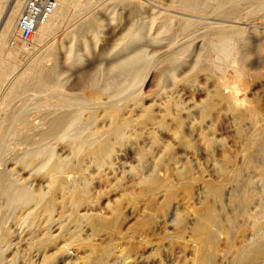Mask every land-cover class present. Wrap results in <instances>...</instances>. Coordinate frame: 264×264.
<instances>
[{"label":"bare ground","instance_id":"6f19581e","mask_svg":"<svg viewBox=\"0 0 264 264\" xmlns=\"http://www.w3.org/2000/svg\"><path fill=\"white\" fill-rule=\"evenodd\" d=\"M23 1L0 0V18L4 15L0 43L18 35L16 19ZM173 1V6L183 15H207L230 25L211 23L205 27L200 19L154 11L149 23L139 19L140 23L124 32L121 42L107 52L108 58L89 64L85 39L88 35L98 38L99 25L93 16L79 23H75L74 18L82 12L87 14L90 0H55L54 11L39 25L31 43L23 44V50L28 46L37 55L20 74L12 77L7 72L9 65L1 52L9 57L10 54L0 45V80L12 77L0 92V264H52L58 257L63 264H109L118 248L113 244V237L122 236L123 202L133 205L141 197L150 199L164 191L163 201L153 205L151 213H138L140 218L134 231L143 236L140 241L147 245L151 238H147L145 232L149 224L152 225L151 214H165L176 190L189 194L199 180L210 199L202 202L200 212H193L196 221L191 230L196 247L191 264H215L216 234L223 231L216 203L233 183L239 187L236 197L243 199L238 201V207L236 203L234 206L252 218L251 222L247 220L252 234L250 238L247 236L246 246L234 250L229 264H256L258 258L264 257V222L261 221L264 204L259 206V211L249 212L250 205L255 202L259 205L264 197V119L258 106L246 98V91L251 87V71L256 64L261 65L258 62H264V37L257 44L248 45L253 32L247 27V21L264 7V0ZM62 23H71L70 29L66 27L61 31L59 43L52 42V36L59 32ZM204 27L210 30L201 33ZM196 33L202 36V42L196 45L195 51H191V47L189 50V43L171 44ZM86 64L90 66L85 67ZM10 67L13 73L16 67ZM201 72L211 80L212 88L205 89V97L193 105L195 110H192L189 105L187 108L182 105L179 89L183 86L186 92L193 94ZM149 75L150 84L154 83L157 90L152 88L156 92L149 95L151 102L146 104V90L143 92L142 86ZM16 99L21 103L19 107L13 106ZM32 100L35 103L28 106ZM32 106L36 110L27 111ZM220 111L236 126L233 135L241 141L236 150H220L219 157L218 153H213L217 143L213 145L216 140L209 131L214 129L210 125L206 131L203 123L207 118L219 117ZM193 131L197 133L196 138L192 136ZM202 151L208 155L211 165L201 161ZM208 167L216 174L214 179L205 180L196 175L199 174L196 172L205 174ZM117 169H121L118 177L115 176ZM21 171L28 175L23 176ZM110 173L115 176L114 182L109 180ZM38 179L42 182L37 184ZM124 181L134 186L132 191H123L114 205H108V215L93 212L92 207L101 197L96 185L103 187L107 183L110 187H120ZM256 191L261 192L257 201ZM229 198L232 197L229 195ZM82 207L87 211L82 213ZM176 214L173 222L177 226L184 217ZM54 226L59 230L57 236L52 234ZM85 227L88 232L83 237L81 231ZM246 228L242 226L240 230L244 232ZM100 233L106 234L108 241L92 244L90 238ZM127 244L117 249L126 252L121 260L123 264L138 245ZM71 247L87 250L70 261L67 253ZM144 259L146 256L141 260Z\"/></svg>","mask_w":264,"mask_h":264},{"label":"rangeland","instance_id":"374dc122","mask_svg":"<svg viewBox=\"0 0 264 264\" xmlns=\"http://www.w3.org/2000/svg\"><path fill=\"white\" fill-rule=\"evenodd\" d=\"M106 1H108V0H90V3L88 4V6L86 8V11H88L87 14H86V12H84V13L82 12V13H79L74 18V22L76 21V22L79 23L80 21H83L84 19L93 16V17H96V20H97L96 23L99 25L98 33H97L98 38H92L91 35H88L86 37V39H85L86 40L85 56L88 59V62L90 61L89 64L93 63L94 61H97V60L99 61V60H103V59L108 58L109 55L107 56V52L112 47H114L116 45V43L121 42V38H122V35L124 34V32L127 29H129L134 24H137V23H140V22L149 23L151 21V16L150 15H152V13H154V11H161V12H163L165 14H170V15H174V16L182 15V17H184V18H188V19H192V20H199L200 19V21L204 22V24L202 26H205V27H207L211 23H217L220 26L230 25L225 20H217V19H214L213 17L207 16V15L206 16L205 15H198V14L189 15L187 13L186 14L184 13L185 15H183V13H181V11H179L177 8H175L173 6L174 5V1L173 0H128L130 2L127 3V4H126L125 0H118V2H117V0H114L115 2L113 0L112 1L109 0L110 3L109 2L107 3ZM122 2H123V4H122ZM96 3H97V5H96ZM78 7H80V5ZM120 7H121V9H120ZM127 9H128V11H127ZM159 9H161V10H159ZM139 10L140 11L142 10V11L140 12ZM134 13H136V14H134ZM82 14H84V15H82ZM147 15H148V19H146ZM195 15L198 16V19H197V17ZM3 16L4 15H2V17L0 18V27H1V24H2V21H3ZM136 16H137V18H136ZM261 16H263V17H261ZM118 17H120V20H119ZM144 17H146V18H144ZM263 18H264V7L263 8H259L257 13L251 15V17L249 18L251 20L248 19V21H247L248 23L247 24H249V25H247V27L249 28V30H251L253 32V33H251V38H249V41L247 42L248 45L252 46L254 44H257L264 37V19ZM139 19L142 20V21H140ZM206 19H208V20H206ZM211 19H212V21H210ZM148 20H149V22H148ZM138 21H140V22H138ZM259 22L261 24H259ZM60 25H59V29H60L59 32H56L52 36V42L59 43L60 42V38L62 37V32L61 31L65 30L66 27H67L66 30L70 29L69 27L71 26V23H66V24L62 23ZM205 27L200 30L201 33L206 29ZM206 30H210V28L208 27ZM119 33H120V35H119ZM196 35H198V36H196ZM252 35H253V37H252ZM163 37H166V36L163 35ZM11 39H15V45L14 46H10V40ZM117 39H119V40H117ZM116 40H117V42H116ZM189 40H191V41L193 40L194 42L192 41L193 42L192 43ZM254 41H255V43H254ZM165 42H166V39H165ZM201 42H202V36H200L198 33H196L193 36L188 37L187 39L177 40V41L174 40V41H172L171 44H172V46H180V45H183L185 43H189L191 45V46L189 45V50H190V47H191V51H195V49L197 48V46L200 45ZM89 44H90V46H89ZM0 45L4 48V52L6 51V52H8L10 54V57H9L8 55H6L3 52H1V54H2L1 57L4 59V62L7 65H9V69H8L7 72L9 74L11 73L12 77H13V75L20 74L27 67V64L29 63V61L31 62V60L33 58H35V56L37 55L36 52H34V54H33L32 50L28 49L29 48L28 46L24 48L25 51L23 50V48H22L23 44L18 40L17 33L12 38L8 39V41L7 40L6 41H4V40L1 41ZM26 48H27V50H26ZM94 51H96L97 53L94 52ZM31 53H32V55H31ZM258 63H260L262 65V67H261V65L256 64L254 69L251 71L252 75H253L250 78V86L251 87H249L248 88L249 90L247 89L248 91H246V98L250 102H252V104H256L258 106V109L260 111V115H262L261 117L264 119V66H263L264 62L263 63L258 62ZM89 64H86L85 67L90 66ZM10 66L16 67L14 69L15 71L13 73L10 71V69H11ZM198 75L199 76L197 77V80L199 81V83H197L198 81H196V85L195 86H197V87H195V91H197L199 89L202 92L203 89L204 90L206 88H207L206 90L211 89L212 88V86H211L212 84L210 83L211 80L207 79V76L205 75V73L201 72ZM201 75H203V76H201ZM11 76L9 77V80L12 78ZM150 78L152 79L151 75H149L148 78H146V81H145L146 84L144 83V85L142 86L143 87L142 91L143 92L145 90L147 91V93H146V91L144 92V94L147 95V98L144 100L145 103L147 102L146 104L151 102V97L149 95L153 94V92H156L155 90H157V88L155 87L154 83L150 84V82H149V81H151ZM9 80L7 79L5 81L4 78L2 77V79L0 80V81H2L1 82L2 88H0V92L2 91V89H3L4 85L6 84V82H8ZM182 85H184V84L182 83ZM149 86H151V87H149ZM180 87H181V84H180L179 88ZM152 88L155 89V90H153ZM149 89L150 90L152 89L151 90L152 92H150ZM186 90H187V88H185L183 86L179 89V93H180V95H182L180 97V101L182 102V105L185 104L184 106L186 108L189 105L188 108L191 107L192 110H195L193 108V105L198 104L205 97L206 90L204 92H202V93L199 92V90L197 92L194 91L193 94H191L192 92H186ZM194 93H196V94L194 95ZM186 94H187V96H185ZM183 95H184V97H183ZM192 95H194V96H192ZM188 96H190V97H188ZM149 98H150V100H149ZM156 100L158 102V101H160V98H156ZM34 103H35V101L32 100L30 102V104H28V106L29 105H33ZM20 104H21L20 101L17 100V99L13 102V106H16V107H19ZM28 110L29 111H33V110H36V109H35L34 106H32V107L28 108L27 111ZM220 112L223 114V116H221L222 114H220L219 117H213V119L212 118H207L205 120V122H204L206 125L203 123V128H205L206 131H208V128L210 127V125H212L210 128L214 129V130H209V131H211L213 133V136H212L213 140L214 139L216 140V141L214 140L215 142H214L213 145H215V143H217L215 145L216 148L215 147H214L215 149L213 148V151H214L213 153L214 154H216L218 152L220 153V150H222L223 148H225V150L229 149L230 151L236 150V148H238L237 145L240 146V142L239 141H241V139H238V138L235 139V137L233 135V131H235V129H234L235 125H232L230 122H228L229 119L225 115L224 111H220ZM216 118H218V119H216ZM219 118H222V119H220L221 122L219 121L221 124H219V122H218ZM214 120L215 121L217 120V121L215 122ZM223 121L225 123H223ZM194 122H196V121H194ZM215 124L218 125L219 128ZM247 125H245V127H247ZM186 128H187V126H186ZM214 132H216V133L214 134ZM195 135L197 137V133L195 131H193L192 132V136L195 137ZM236 142H238V143L236 144ZM218 143H220V145ZM221 145H222V147H221ZM231 146H232V148H231ZM233 148H235V149H233ZM203 152L204 151H202V153H201V155H203V156H201V161H203L205 164H207V163H209V161H207L208 155L206 154V152H204V153ZM219 153L216 154V155L219 156ZM187 155L191 156V159H195V158H192L193 155H191V153L190 154L188 153ZM122 159L125 160V158H122ZM206 161H207V163H206ZM210 161L213 162L212 160H210ZM132 164H135V161H134V163L132 161ZM209 164L211 165L212 163H209ZM7 165L9 167L11 166L10 163H8ZM210 168H212V166H210ZM210 168L208 167L207 171H204L205 174H202L201 172H196V173H199V174H196V173L195 174L196 175H200L202 177V179H205V180L206 179H210V178L214 179L216 177L215 176L216 174L214 173V171H213V173H214L213 174L212 171H211L213 168L212 169H210ZM208 170H209V172H208ZM21 173L23 174V176L28 175L26 171H21ZM120 175H121V169H117L115 176L118 177ZM108 176H109V178H110L109 180L111 182L115 181V179H114L115 176L113 174L110 173V175H108ZM41 182H42V180H40V179L36 180L37 184L41 183ZM43 184L45 185V183H43ZM125 185H126V187H125ZM232 185H234V183L231 184V185H228V187H226V189H225V191H226L225 195H227L228 197H225V195H224L223 199L220 202L216 203V210H217V212L219 214V219H220V223H222L221 225L223 227V231H222L221 234H220V232H217V234H216V244L217 245H216V252H215V257H214V263L215 264H229L231 256L235 253L234 250L236 251L237 249L246 246L248 244V243L245 242V241H248V240H246L248 238L247 236H249V238H250L251 234H252V231L250 232V230H252V228H251L250 223H249V222H251L252 218H250V216H248L247 214H244V212L238 210V208H237L238 205H239L238 201L240 202L243 199H240L239 196L236 197L237 196L236 195L237 191H239L238 185L237 186L234 185L235 188H233ZM104 186H106L105 187L106 189L104 188ZM193 186H192L189 194L187 192H185L184 190H182V189L176 190V192H178L179 194L175 192V196L172 199L173 202L171 201L170 206L167 208L168 211L166 210L165 214H163V213H160V214L159 213H157V214L152 213L151 214V218L152 219H151L150 223H152V225L149 224V226L147 228L148 230L146 229L145 234H146L147 238L149 237L152 240L149 239L151 242L149 244H147V245L146 244L143 245V243L141 242V241H143L142 240L143 236H141L140 233H136L134 231L135 225H136L137 221L139 220L140 215H142L143 211H145L146 213H148V212L151 213L152 210L150 208H153V205H158L160 202L163 201L164 191H160L155 196H150V199L149 198L146 199L147 196L141 197L137 201H135L133 205H131L130 203L128 204V203L123 202L124 204H123L122 212H123V217L124 218H123V220L121 222L122 236L121 235L117 236V238H116V236L113 237V244L118 246V248H117L118 250H120L123 247H127L128 246L127 243H129V245L130 244L132 245L133 243L135 245H136V243L139 245V243L141 242L142 244L140 243V245H143V246H140V245L138 246L137 245L138 246L137 247V246H135L133 244L135 246V249H134L135 251L133 250V251H131L129 253V258L126 259L127 261L125 260V264H129V263L130 264H178L177 262H179V264H191V260H192L191 257H193L194 250H195V247H196L195 243L193 242L192 230H191L192 225L196 221V216L193 214V212H197L198 210H199L198 212H200L201 209H202L201 206L203 207V203L202 202L206 201L207 199H210V197H207L205 192H203L205 190L203 188L204 184H203L202 180L197 181L196 183L193 184ZM109 187L110 186H108L107 183H104L103 187H102V185H99V187H98V185H96V191L97 190H98V192L100 191L101 197H100L97 205L95 207H92L93 212H102V213H107V215H108L109 214L108 212L110 210L108 205H114L115 202L118 201L121 198L122 193H124V192L125 193H129L130 191H132L131 189L134 188V186L132 187V185H130V183H128V182L126 183L125 181L120 187H110V188ZM123 187H125V188H123ZM101 188H102V190H101ZM228 188L231 189L232 191L229 190ZM121 189H123V190H121ZM203 194H205V195H203ZM233 194H235V195H233ZM260 194H261V192H259V193L257 192L256 193V196H255V198H257V199H255L256 201L259 200V196H261ZM229 195L232 198H229ZM250 195H252V193H250ZM199 197L201 199H199ZM233 197H234L235 201L237 199V202H234ZM224 199L225 200L228 199V201H225ZM232 199H233V201H231ZM263 200H264V197L260 199V204L259 205H257L258 204L257 202H255L256 204L254 203V204L250 205L249 212L250 213H255V211H259V209H260L259 206L264 204ZM100 203H101V206H100ZM224 203H226V204L224 205ZM232 203H234V204H232ZM235 203L237 204L236 205L237 207L234 206ZM220 206H221V208H220ZM228 206H229V208H228ZM97 207H98V210H97ZM103 207H105V208H103ZM234 207H236V208H234ZM144 208H145V210H144ZM175 208H177L178 212L176 211ZM188 208H189V210H187ZM193 208H195V209H193ZM85 209H87V208L86 207H82L80 210H81L82 213H84L85 211H87ZM88 209L90 211H92L90 208H88ZM235 209L237 211H239V213L237 211H235ZM253 209H255V210L253 211ZM103 211H105V212H103ZM175 213H177L179 215L181 214L184 217V219L182 220V222L180 224L182 225L184 223L185 225H182V226L180 224H178L177 226L174 225L173 219L175 218V215H174ZM124 214H126V215H124ZM220 215H222V216H220ZM246 215H247V217H246ZM261 215H263L261 221L263 220V222H264V214H261ZM173 216H174V218H173ZM185 216H187L186 219H185ZM154 217L157 219V221H156V219ZM230 217L231 218L233 217L232 219H235V220H233L231 222L232 219ZM247 220H249V222ZM160 223L162 225H160ZM231 223H232L233 226L234 225L235 226L233 227L231 225ZM245 225H247L249 227H247ZM242 226L244 228L247 227L246 230H244V232H242V230H240V228H242ZM127 227H128V229H127ZM156 227H158V228H156ZM86 228L87 227H85L82 230L84 232L81 231V234H82L83 237L86 236L85 233L88 232L87 230H85ZM154 229L157 230V231L155 232ZM158 232H160V233H158ZM127 233H128V235H127ZM155 233H157V234L155 235ZM52 234L56 235V236L59 234V230H58V228L56 226H54L52 228ZM90 239H91V243L92 244L98 245V244H104L106 241H108L109 238H108V236L106 234L100 233L99 235L93 236ZM140 239H141V241H140ZM58 240H61V238H59ZM228 244L230 245V247L228 246ZM233 244H234V247H232ZM120 246H121V248H120ZM156 248H158V249H156ZM117 249L115 250V252L111 256V258L109 260V264H123V261H121V260L123 259V256L126 254V252L125 251L119 252V251H117ZM86 250H87L86 248L76 249L75 247H71L70 250L67 253V257L69 258L68 260L75 261L77 259V257L82 256L84 254V252H86ZM69 252H71V253H69ZM144 255L146 256V259L141 260L143 257H145ZM258 259H257L256 264H259V263L260 264H264L263 263V261H264V257L263 256L258 258ZM37 261H38V259H37ZM52 264H63L62 258L58 257V259L55 262H53Z\"/></svg>","mask_w":264,"mask_h":264},{"label":"built area","instance_id":"2783aa9c","mask_svg":"<svg viewBox=\"0 0 264 264\" xmlns=\"http://www.w3.org/2000/svg\"><path fill=\"white\" fill-rule=\"evenodd\" d=\"M56 7L55 0H24L16 19L18 40L27 45L35 37L38 27L48 19ZM15 45V40L10 41Z\"/></svg>","mask_w":264,"mask_h":264}]
</instances>
